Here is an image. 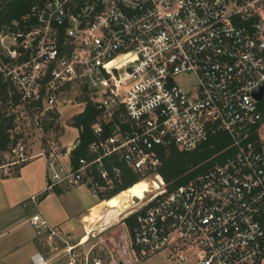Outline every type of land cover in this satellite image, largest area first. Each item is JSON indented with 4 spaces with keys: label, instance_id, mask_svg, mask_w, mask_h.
<instances>
[{
    "label": "built area",
    "instance_id": "built-area-1",
    "mask_svg": "<svg viewBox=\"0 0 264 264\" xmlns=\"http://www.w3.org/2000/svg\"><path fill=\"white\" fill-rule=\"evenodd\" d=\"M28 17L25 30L0 33L3 79L43 110L66 93L84 107L87 94L101 114L89 146L98 155L66 167L56 148L27 155L19 141L0 175L39 155L41 193L85 182L97 194L87 173L102 156L141 172L158 165V145L191 150L226 131L233 153L172 191L161 182L134 211L130 245L142 256L171 246L192 264H264V0H46ZM179 75L195 82L186 88ZM105 127L112 132L102 137ZM41 193L22 205L37 206ZM29 222L64 243L66 264H102L39 210ZM31 261L52 264L38 252Z\"/></svg>",
    "mask_w": 264,
    "mask_h": 264
},
{
    "label": "trees",
    "instance_id": "trees-1",
    "mask_svg": "<svg viewBox=\"0 0 264 264\" xmlns=\"http://www.w3.org/2000/svg\"><path fill=\"white\" fill-rule=\"evenodd\" d=\"M45 1L0 0V33L25 30L24 26L31 25L33 19L28 17L24 20L23 16L28 13L30 6ZM0 57L6 60L1 46ZM82 99L86 101L83 109L73 113L66 121L68 126L77 129L76 145L68 152L72 167H76L78 159L82 157L91 160L98 155L97 151L89 150V146L97 140L92 125L101 120V114L87 94H84ZM18 118H22L24 122H30V131L39 136L40 142L34 150L30 143L32 141L25 144V137L32 138L33 134H25L22 127L15 130ZM60 119L61 112L57 105L43 110L39 102L21 103L14 85L10 81L4 80L0 73V165L10 162L7 155L11 156V149L19 141L24 143L25 150L26 147L29 148V152L26 151L27 155H33L39 151L49 153L51 147L56 148L60 154H65L67 147L59 145V137L64 133V125L59 122ZM122 127L125 128V126ZM110 132L112 129L105 127L102 137ZM24 134L25 136H23ZM155 151L159 158L158 165L155 169L147 168L141 172L127 166L116 153L102 156L100 161L92 163L88 168L87 175L90 178V183L93 182L99 187L96 194L98 201L109 199L135 184H140L152 193L159 188L160 181L158 177L150 181L145 178L153 174H158L159 178H162L161 181L163 180L166 191H172L197 175L222 163L233 153L234 149L227 132L220 130L210 134L191 150H182L175 144H168L156 146ZM24 162L26 161L11 165L10 174H16ZM101 169L106 170V177L101 176ZM135 216L134 212L124 218V222L130 230L129 236H131V229L135 223ZM130 247L134 249L132 244Z\"/></svg>",
    "mask_w": 264,
    "mask_h": 264
},
{
    "label": "crops",
    "instance_id": "crops-1",
    "mask_svg": "<svg viewBox=\"0 0 264 264\" xmlns=\"http://www.w3.org/2000/svg\"><path fill=\"white\" fill-rule=\"evenodd\" d=\"M69 150L61 156L66 167L70 166ZM64 156L66 159H63ZM46 172L45 159L35 155L24 162L16 174L0 175V264H33L31 256L37 252L52 264H63L59 257L64 254V243H58L57 238L48 239L44 235H37L29 217L37 209L51 225L63 228L62 224L74 216L78 217L81 224H85V216L100 203L96 194L84 199L80 190L87 185L85 182L77 185L72 195L71 189L41 193ZM36 193H41L37 206L32 203L22 205L23 201H28Z\"/></svg>",
    "mask_w": 264,
    "mask_h": 264
},
{
    "label": "rangeland",
    "instance_id": "rangeland-1",
    "mask_svg": "<svg viewBox=\"0 0 264 264\" xmlns=\"http://www.w3.org/2000/svg\"><path fill=\"white\" fill-rule=\"evenodd\" d=\"M176 80L180 84H184L186 88H188L189 85L195 82L192 75H179L176 76ZM69 98H72L70 93H66V95H63V97L59 98V102L57 103L61 112V119L59 120V122L64 125V133L61 137H59V145L65 146L67 148L76 138L77 130L73 127L68 126L66 124V121L73 113L80 111L83 107V104H75L72 101L69 102ZM16 121L17 125L15 130H18L20 127H22L25 134H33L32 138L25 137V144L27 145L29 144V141H32L30 143L32 144L34 150V148L40 142L39 136L36 135L37 133H32L30 131V122H24L22 121V118H18ZM25 134L23 136H25ZM26 151L29 152L28 147H26ZM12 157L13 156L7 155L8 160L12 159ZM63 159H66V156H64ZM7 170L9 171V168ZM155 177H158L160 183L162 182L158 175H151L145 179L150 181ZM77 187L78 186L76 185L68 188L71 189V195L77 190ZM82 187L83 189L80 191L84 199L93 197L94 194L91 192L87 185H84ZM133 187L134 186L121 191L117 194L118 196H116L119 203L124 208L127 209L132 205L134 206L125 211L117 218L111 219L107 223H103L101 227L98 226L100 222L95 223L93 230L89 234L90 237L83 245H80L76 248L77 252H79L81 256L88 255L89 259L99 258L102 264H192L191 260H178L177 250L171 246L148 253L147 255L143 256L140 255L138 251H135L132 247H130V230L124 222V218L131 215V213H133L139 205L145 203L150 194L146 189H144V193L141 194ZM36 211L38 210L36 209ZM84 225V223H80L77 216H74L73 219L67 220L64 224H62L63 228L58 225L52 226H54L59 231L68 232L69 242L74 243L76 239L79 240V237L83 233H85ZM58 243L62 244L61 241H58ZM67 259L68 256L65 252L62 256L59 257V261H61L63 264H66Z\"/></svg>",
    "mask_w": 264,
    "mask_h": 264
},
{
    "label": "bare ground",
    "instance_id": "bare-ground-1",
    "mask_svg": "<svg viewBox=\"0 0 264 264\" xmlns=\"http://www.w3.org/2000/svg\"><path fill=\"white\" fill-rule=\"evenodd\" d=\"M136 190H138L141 194L144 193V187L139 184L133 185ZM150 193L149 195H151ZM118 196V195H117ZM117 196L110 197L109 199H105L100 201V203L90 209V212L85 216V225L83 235L79 239V243L82 244L87 241L90 237L89 234L94 228L95 223H99L98 226L101 227L103 223H107L111 219L117 218L125 211L129 210L134 205L129 208H124L118 201Z\"/></svg>",
    "mask_w": 264,
    "mask_h": 264
},
{
    "label": "water",
    "instance_id": "water-1",
    "mask_svg": "<svg viewBox=\"0 0 264 264\" xmlns=\"http://www.w3.org/2000/svg\"><path fill=\"white\" fill-rule=\"evenodd\" d=\"M262 91V90H261Z\"/></svg>",
    "mask_w": 264,
    "mask_h": 264
}]
</instances>
